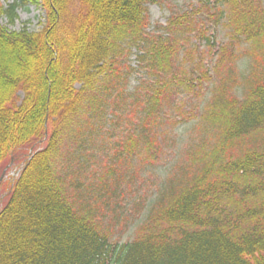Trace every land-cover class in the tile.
Listing matches in <instances>:
<instances>
[{"label": "trees", "instance_id": "1", "mask_svg": "<svg viewBox=\"0 0 264 264\" xmlns=\"http://www.w3.org/2000/svg\"><path fill=\"white\" fill-rule=\"evenodd\" d=\"M21 1L47 14L39 30H11L18 6L0 2V173L22 163L0 209V264H264V0H198L153 32L148 5L160 0ZM134 48L144 74L129 91ZM207 85L213 140L187 152L133 238L114 241L105 211L130 165L155 166L162 119L192 118L179 98ZM114 119L128 132L113 155L100 148L95 186L85 156Z\"/></svg>", "mask_w": 264, "mask_h": 264}, {"label": "rangeland", "instance_id": "2", "mask_svg": "<svg viewBox=\"0 0 264 264\" xmlns=\"http://www.w3.org/2000/svg\"><path fill=\"white\" fill-rule=\"evenodd\" d=\"M0 2L5 7H8L11 4H17L18 6V19L14 24H11L7 19L3 20V24L9 29L20 30L24 26L29 30H39L42 28V23L45 22L47 12L46 8L41 3L36 4L29 2L24 4L21 0H0ZM197 4L198 0H160L159 3L149 4L148 31L153 32L154 30H157L158 27L165 26L167 19L173 13L191 9ZM211 31L214 33L217 40L221 39V42H224L225 33L221 26L218 27L216 24L214 25V23H212ZM219 41L220 40H218V42ZM137 55L138 52L134 48L132 49L129 59H127V66L129 65V67H127L126 73H129V91H133L144 74V71L139 67ZM209 57L208 53L205 54L207 62L209 61ZM249 64L250 62L247 59H241L236 63L235 68L237 71H241V76H244V71L246 69L248 71ZM241 76L238 72L237 78L240 83L237 82L236 87L239 89V94H242L243 87L241 86H244L243 77ZM212 86L207 85L205 87V94L200 98L192 99V97H189L188 95L179 98L180 101L187 102V105L184 106L187 112H189L190 109H195L192 118L186 121V118L183 120L178 118L179 123H172L171 121H167L166 118L162 119L159 131L162 132L163 135H166L162 138L163 152L161 153L160 159L154 164V167L144 171L135 169V166L131 167L130 165L128 178L131 175L133 180H130L131 182L126 181L122 184L123 193L117 198L118 204H115L116 199L111 202L117 206L116 211H105L106 219L114 222L111 224L113 229L112 238L114 241L116 240L123 243L133 238L136 228L145 221L147 211L151 204L155 202L158 194L164 188H169L172 183H179L180 179L183 177L181 171L185 167L187 152L201 142H211L213 140V132H210L207 129V124L206 122L204 123L203 120V110L208 97H210ZM184 113L186 115V112ZM111 124L112 128L106 126L107 129L104 131V134L97 137L96 142L98 143H96L95 148L92 149L95 151H91L85 156L87 160L83 165V175L87 178L86 182L89 180L95 186L100 184L98 182L99 174L102 173L105 175L107 171V169L104 168L106 164L101 161L107 162L108 158L106 159L105 157L102 158L100 156V148L107 145V147H110V154L113 155L115 152L114 147L116 150L115 145H117L118 142H121L128 132L126 130L127 126L122 122H119V119L112 120ZM21 164L22 163L13 162L11 166L6 167L4 171L0 173V209L8 200L13 177H16ZM111 164L113 163L110 162V165ZM119 165L120 164H117L115 167L119 169ZM136 165H138V163H136ZM133 170H136L137 172L135 175L132 172ZM94 197H96L95 193ZM102 202L103 201H100L99 198H95L94 204L102 205Z\"/></svg>", "mask_w": 264, "mask_h": 264}]
</instances>
